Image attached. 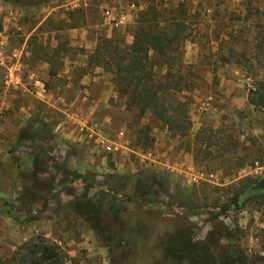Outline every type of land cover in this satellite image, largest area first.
Instances as JSON below:
<instances>
[{"label": "rangeland", "instance_id": "1", "mask_svg": "<svg viewBox=\"0 0 264 264\" xmlns=\"http://www.w3.org/2000/svg\"><path fill=\"white\" fill-rule=\"evenodd\" d=\"M110 1L117 12H130L127 28L111 27L104 14ZM125 1L129 7L120 9L119 0H57L54 7V1L18 6L0 0V263L42 234L63 242L65 264L74 246L79 245L81 257H86L84 249L92 259L98 255L81 244L92 250L103 246L107 264H233V257L240 259L237 264H264V189L252 188L264 179V110L248 101L264 77V0ZM152 3L164 19L181 4L187 12L182 19L194 29L183 46L185 61L199 75L196 88L183 94L192 99L191 127L185 135H174L151 114L115 108L125 99L117 93L113 73L102 68L109 106L102 111L100 134L121 145L108 152L87 129L81 135L85 141L77 138L74 120L65 114L72 112L70 104L80 109L81 77L49 75L32 56H55L52 67L62 69L59 47L68 49L76 29L88 25L104 26L93 33L97 40L107 35L128 40L138 13ZM44 19L45 26L32 34ZM230 49L235 55L227 63ZM84 62V69L97 67ZM34 70L50 94L63 97L60 105L38 96L30 79ZM156 70L164 71L161 65ZM23 135L29 138L20 140ZM40 149L53 164L43 161ZM58 164L97 183L89 194L102 206L100 215H92L94 224L78 215L84 211L79 197L85 182H71ZM50 181L55 199L28 207L36 220L24 223L29 214L16 201L22 184L44 196L42 188ZM241 197L240 209L226 206ZM184 234L193 240L189 262H164L171 238Z\"/></svg>", "mask_w": 264, "mask_h": 264}, {"label": "trees", "instance_id": "2", "mask_svg": "<svg viewBox=\"0 0 264 264\" xmlns=\"http://www.w3.org/2000/svg\"><path fill=\"white\" fill-rule=\"evenodd\" d=\"M2 1L18 6H39L53 0ZM186 14V9H182L179 4L172 11L170 18L164 19L163 12L155 3H152L138 14L132 44H126L121 39L101 38L92 58L97 65L114 74L117 93L125 99L128 110L136 111L141 115L151 114L162 124H165L174 135L180 133L185 135L191 127L189 105L192 99L183 94L191 93L196 88L195 80L199 76L194 71L193 65L185 61L183 46L189 40V36H192L194 30L186 25V18L182 19ZM152 52L156 53V59L152 58ZM234 55V50L230 49V55L224 60L229 63ZM158 61L165 66L163 67L166 72L163 74L156 70ZM255 86L250 90L248 101L256 108L264 110V77L259 79ZM201 133L203 132L193 138L194 146L201 137ZM28 138L29 135H23L20 140ZM39 154L47 164H53V160L48 157L46 150L40 149ZM55 166L65 178L71 179V182H85H81L80 187L83 192L79 197L83 200L81 207L84 211L81 210L82 213L78 212V215L85 216L87 222L94 224L97 217L92 215L94 212L100 215L102 206L99 201L93 202L89 198V194L97 183L66 166L59 164ZM69 182L66 181L65 184L68 185ZM22 187L16 201L29 214L24 223L33 222L36 219L31 215L35 214V210L28 207L41 205L43 198L47 199L46 205L49 200L55 199L53 195L54 183L50 181L47 186L42 188V191L46 192L44 196L42 193L31 192L26 182L22 184ZM250 190L252 192L251 188ZM243 199L241 197L235 205L226 206L240 209ZM170 242L163 261L178 258L181 261L189 262V256L194 250L192 238L184 234L173 236ZM67 258V254L59 243L40 234L17 247L12 255L0 264H65ZM239 262V258H232L233 264Z\"/></svg>", "mask_w": 264, "mask_h": 264}, {"label": "crops", "instance_id": "3", "mask_svg": "<svg viewBox=\"0 0 264 264\" xmlns=\"http://www.w3.org/2000/svg\"><path fill=\"white\" fill-rule=\"evenodd\" d=\"M53 1H54V3H52V5L54 7V5L58 4V3H55V1H57V0H53ZM119 1L122 2L120 9L122 7H124L123 5H125L127 7H129V5H130L128 3V1H125V0H119ZM46 4H49V3H46ZM60 5H62V4H60ZM105 6H106L105 12L107 10L111 11V15L109 17L104 12L106 19L111 24V27L112 28H121V27L127 28V26L131 23L130 22L131 15L129 14L130 12H126V11L117 12L118 7L116 6V3L114 1H110V3L106 4ZM143 10H141V11H143ZM137 17H138V15H137ZM45 24H46V19L42 20L31 31V33L35 34V32H36V34H37L38 31L40 30V28L45 26ZM76 27L77 26H74L73 28H76ZM132 28H133V30H132L133 33L131 35H129L128 40H125L124 37L122 39L123 42L126 44H132L134 42V33H135V29H136V22H135L134 27L132 26ZM99 30H101V31L105 30L104 26L103 25H97V29H95V27L88 25L86 28L76 29L75 33L70 37V39H68L67 47H69L70 49H71V47H73V48L74 47H76V48L81 47V50L80 51H70L69 48L64 49L63 47L60 46L59 47L60 53H59L58 58L60 59V61L62 60V64H63L62 69L61 68L55 69L52 67L53 66L52 65L53 60L57 58V57L54 58L55 56L46 55L43 58L32 56V59H34V61L36 60V62H38L39 64H43V66H44L43 68H45L47 70V73L49 75H55V76H62L63 75V76H67V77H73V76L81 77L80 84H82V85H80L79 91L83 93L82 94L83 98L80 100V106H79L80 109L79 110L73 109V107L78 108V105H79V104L77 105L76 103H73V104H70V106L72 107L70 109V111H72V112L67 113V111H66L65 114L68 118H71L74 120L75 125L77 124L75 126L72 123L73 127L75 129V133L77 134L76 135L77 138L79 136L80 140H84V138L81 137L84 130L95 129L96 135H98L97 143L102 141L104 143L105 148H107L108 152L109 151L115 152L118 149V147L121 146L118 144V141H111L112 139H109L106 141L102 137V134H100L101 133L100 125L102 123L101 115H103L105 108H107L109 106V104H108L109 97H107V95H108L107 91L108 90L106 88V85L104 84L105 82L103 83L101 81V79L105 77L103 75L104 71L101 70L103 67L100 65H97L95 63V61L92 60L93 56L95 55V52L97 51V47H98L99 41L101 39L100 38L99 40H97V38L95 37V34H93V33L96 32V34H97V32ZM53 33H55V32H53ZM107 36L108 37H106V38H108V39H117L116 37L111 38L110 35H107ZM32 37H33V35H32ZM102 38H104V37H102ZM56 45H57V43L52 44V46H56ZM152 54H155L154 57ZM152 54H151L152 58L156 59V57H157L156 53L152 52ZM86 59L89 60V63H92L93 65H95L97 67L94 69H91L89 67L84 69V64H85L84 60H86ZM159 65L162 66V69L164 70L163 73H165L166 72V69L164 68L165 66L161 62L158 61V66ZM79 68H83V72L81 74L78 73ZM89 69H91V70L88 71ZM32 74H35L39 79H41V81H43V83L45 85L44 88L39 87L35 84V81L32 80V78H31ZM30 79L34 84V87L37 91L38 96L39 97L43 96L44 100L47 103H50V104L54 103V105H60L63 102L62 96H56L55 97L54 95L50 94V92H49L50 89L48 87L49 85H47L45 79H43L40 76L39 72H37L35 70L32 71L30 74ZM115 108H123V109H125L126 113H128V114L132 113V112H130V110L128 111V109L126 107V103L125 104L120 103ZM105 117L106 118L109 117L108 120L112 119V117H110V116H105ZM1 167H2V163L0 162V169H1ZM1 172L2 171L0 170V174H1ZM1 180L2 179L0 178V181ZM57 241H59V243H61V244L63 243L61 240H57ZM80 246H82V248H88L90 252L92 251L98 255H95L92 259V257H90V256H92L93 254L91 253V255H90L84 249L83 252H84V254L86 253V257H81L77 252L79 245L74 246L73 249H70V250L68 249V251H67L68 254L70 255V259H69L67 264H107L106 263V256L104 255V258H103V254L106 253L105 252L106 249L103 246L97 245L96 249H93V250H92V248H93L92 246H87L86 244L85 245L81 244Z\"/></svg>", "mask_w": 264, "mask_h": 264}, {"label": "built area", "instance_id": "4", "mask_svg": "<svg viewBox=\"0 0 264 264\" xmlns=\"http://www.w3.org/2000/svg\"><path fill=\"white\" fill-rule=\"evenodd\" d=\"M105 14L109 17V16L111 15V11H110V10H107V11L105 12ZM31 78H32V80L35 81V84H36L37 86L42 87V88L45 87L43 81H41V79H39L35 74H32V75H31ZM87 131H88V136H89L90 138H93V137L96 135V131H95V129H87Z\"/></svg>", "mask_w": 264, "mask_h": 264}, {"label": "water", "instance_id": "5", "mask_svg": "<svg viewBox=\"0 0 264 264\" xmlns=\"http://www.w3.org/2000/svg\"><path fill=\"white\" fill-rule=\"evenodd\" d=\"M253 189H264V179H261L258 185L252 187Z\"/></svg>", "mask_w": 264, "mask_h": 264}]
</instances>
